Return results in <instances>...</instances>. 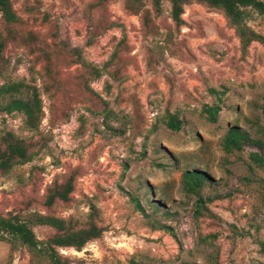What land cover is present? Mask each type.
I'll return each instance as SVG.
<instances>
[{
  "label": "rangeland",
  "instance_id": "1",
  "mask_svg": "<svg viewBox=\"0 0 264 264\" xmlns=\"http://www.w3.org/2000/svg\"><path fill=\"white\" fill-rule=\"evenodd\" d=\"M11 4L16 24L0 11V85L34 88L42 113L30 129L23 114L0 112V145L13 133L36 151L0 171V216L100 228L81 251L58 249L72 264H264V165L249 159L256 152L264 163V16L249 10L246 25L263 42L242 49L224 15L201 3L185 5L179 25L167 1L159 14L151 0ZM8 101L0 96V107ZM204 106L220 107L215 123ZM168 114L182 121L179 131L166 127ZM232 127L260 146L226 152ZM192 170L207 176L198 196L184 188ZM71 177L68 201L47 206ZM32 231L38 240L55 234ZM0 264L31 256L0 241Z\"/></svg>",
  "mask_w": 264,
  "mask_h": 264
},
{
  "label": "trees",
  "instance_id": "2",
  "mask_svg": "<svg viewBox=\"0 0 264 264\" xmlns=\"http://www.w3.org/2000/svg\"><path fill=\"white\" fill-rule=\"evenodd\" d=\"M167 1L171 6V18L176 25H179L183 7L191 2L201 3L210 8L219 10L227 22L234 27L239 38L241 48L246 49L252 42H263V38L251 30L246 25V19L249 10H253L258 15L264 16V0H151L152 7L156 14L161 11V3ZM1 19L7 25L16 24L18 18L15 15L11 0H0ZM10 37V36H9ZM5 47L4 36L0 35V76H3L5 64L3 61V50ZM97 73L94 79L98 78ZM21 88L28 89L31 93L29 98L22 100L13 98ZM9 97V101L0 107V112L10 114L12 112L21 113L25 117V123L30 129H36L40 122L42 113L41 102L36 90L27 87L22 83L4 82L0 85V96ZM220 111L219 106H204L203 112L207 114V119L211 123L217 121V114ZM165 125L173 132L180 130L182 121L176 114H168ZM257 144L260 142L250 139L237 127H232L223 140V148L226 152L232 150L240 151L246 144ZM36 155L33 146L24 139L17 137L13 133H5L1 139L0 145V171L8 172L16 165H23L30 162ZM249 159L258 167H263V159L258 153L249 154ZM207 179L204 172L199 170L186 171L183 174L184 188L187 193L198 196L199 187ZM58 188V189H56ZM46 199L47 206L53 204L55 200L63 202L68 201L69 195L73 190V178L68 179L64 185L54 188ZM139 211H143L139 203L133 199ZM197 206L202 204V199L197 198ZM198 210V209H197ZM196 210V211H197ZM47 226L55 231L51 237L45 240H38L32 231V226ZM102 230L93 224L87 228H75L71 221H65L50 215L37 216L24 221L17 216H0V241H6L11 245L19 244L27 249L31 256V264H72V261L58 253L59 248H73L81 251L84 246L100 237Z\"/></svg>",
  "mask_w": 264,
  "mask_h": 264
}]
</instances>
